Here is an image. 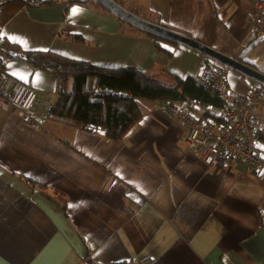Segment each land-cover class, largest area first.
<instances>
[{
  "label": "crops",
  "instance_id": "0c3cea01",
  "mask_svg": "<svg viewBox=\"0 0 264 264\" xmlns=\"http://www.w3.org/2000/svg\"><path fill=\"white\" fill-rule=\"evenodd\" d=\"M261 5L132 0L130 11L264 73V39L251 34L250 21ZM0 38L6 72L35 87L48 118L30 126L0 108V264H264L262 173L237 161L206 165L158 102H142V119L122 139L56 115L46 101L53 106L72 91L74 78L64 84L32 59L136 69L167 87L211 66L228 70L236 94L261 84L157 41L92 0L7 3ZM257 116L264 125V107ZM258 146L264 157V135Z\"/></svg>",
  "mask_w": 264,
  "mask_h": 264
},
{
  "label": "built area",
  "instance_id": "2783aa9c",
  "mask_svg": "<svg viewBox=\"0 0 264 264\" xmlns=\"http://www.w3.org/2000/svg\"><path fill=\"white\" fill-rule=\"evenodd\" d=\"M21 1L26 5L39 4L42 0H0V7ZM256 15L250 16L251 31L255 38L264 36V0ZM10 56L0 38V108L15 110L23 123L42 127L48 118L38 105L39 94L30 83L13 79L6 72L3 60ZM228 70L224 67H207L196 78L199 85L214 93L219 105L201 103L197 100L158 102L159 109L170 119L187 130L190 151L199 155L208 166L230 161L243 163L264 175V157L258 146L264 135V125L257 111L264 107V88L258 87L245 94L231 90ZM110 91L106 87L96 89L98 95ZM46 105L52 107L51 101Z\"/></svg>",
  "mask_w": 264,
  "mask_h": 264
},
{
  "label": "trees",
  "instance_id": "16d2710c",
  "mask_svg": "<svg viewBox=\"0 0 264 264\" xmlns=\"http://www.w3.org/2000/svg\"><path fill=\"white\" fill-rule=\"evenodd\" d=\"M144 33L157 41H166L153 34ZM3 46L5 47V43ZM33 57L34 64L61 75L63 83L69 76L74 78V88L72 91L61 92L57 103L51 108L52 112L61 117L78 120L90 130H105L112 139H122L142 119L143 101L168 100L177 103L188 99L206 104H220L214 93L199 85L193 78L179 81L176 87H167L136 69L96 68L86 64L59 62L51 57ZM101 87L110 91L103 96L98 95L96 89Z\"/></svg>",
  "mask_w": 264,
  "mask_h": 264
},
{
  "label": "water",
  "instance_id": "95a60500",
  "mask_svg": "<svg viewBox=\"0 0 264 264\" xmlns=\"http://www.w3.org/2000/svg\"><path fill=\"white\" fill-rule=\"evenodd\" d=\"M92 1L96 2L102 8L107 10L109 13L115 15L120 20L128 23L129 25H132L135 28L153 34L163 40L172 41L190 47L202 53L203 55L217 61L218 63L226 66L227 68H231L255 80L264 87V73L244 64L240 60L232 56H228L218 51H215L214 49H211L210 47H207L202 43L198 42L197 40L188 37L184 34H181L180 32H177L170 28L145 20L139 17L138 15H136L135 13L131 12L130 10L126 9L116 0H92ZM262 39H264V36L260 37L258 41H261Z\"/></svg>",
  "mask_w": 264,
  "mask_h": 264
},
{
  "label": "rangeland",
  "instance_id": "374dc122",
  "mask_svg": "<svg viewBox=\"0 0 264 264\" xmlns=\"http://www.w3.org/2000/svg\"><path fill=\"white\" fill-rule=\"evenodd\" d=\"M118 2H121L128 10L134 11L132 7V0H118Z\"/></svg>",
  "mask_w": 264,
  "mask_h": 264
},
{
  "label": "snow or ice",
  "instance_id": "6c2138e0",
  "mask_svg": "<svg viewBox=\"0 0 264 264\" xmlns=\"http://www.w3.org/2000/svg\"><path fill=\"white\" fill-rule=\"evenodd\" d=\"M77 10L76 9H73V12L75 13ZM37 79H38V77H37ZM25 82H27V80H25Z\"/></svg>",
  "mask_w": 264,
  "mask_h": 264
}]
</instances>
